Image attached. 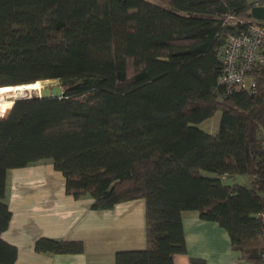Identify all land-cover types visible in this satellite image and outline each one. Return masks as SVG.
<instances>
[{
	"label": "trees",
	"instance_id": "trees-1",
	"mask_svg": "<svg viewBox=\"0 0 264 264\" xmlns=\"http://www.w3.org/2000/svg\"><path fill=\"white\" fill-rule=\"evenodd\" d=\"M251 24L264 27V0H0V87L62 88L19 97L0 118V264L17 255L1 237L7 171L44 159L92 208L145 200L146 246L116 251L114 264H171L186 251V210L223 227L241 260L264 264V63L250 89L219 82L223 45ZM217 110L215 133L199 127ZM34 249L83 244L39 237Z\"/></svg>",
	"mask_w": 264,
	"mask_h": 264
},
{
	"label": "crops",
	"instance_id": "crops-1",
	"mask_svg": "<svg viewBox=\"0 0 264 264\" xmlns=\"http://www.w3.org/2000/svg\"><path fill=\"white\" fill-rule=\"evenodd\" d=\"M5 195L11 217L1 237L17 250L14 264H114L116 251L146 246L143 198L92 208L91 196L66 192L65 178L50 159L9 169ZM182 223L186 251L175 254L171 264H190V257L210 264H249L231 248L227 231L217 222L186 210ZM39 237L79 240L83 251L38 252L34 242Z\"/></svg>",
	"mask_w": 264,
	"mask_h": 264
},
{
	"label": "built area",
	"instance_id": "built-area-1",
	"mask_svg": "<svg viewBox=\"0 0 264 264\" xmlns=\"http://www.w3.org/2000/svg\"><path fill=\"white\" fill-rule=\"evenodd\" d=\"M221 59L220 83L228 89L233 86L252 88L254 79L249 72L256 64L264 63V27L251 24L246 31L231 34L221 49ZM261 218L264 221V213Z\"/></svg>",
	"mask_w": 264,
	"mask_h": 264
},
{
	"label": "rangeland",
	"instance_id": "rangeland-1",
	"mask_svg": "<svg viewBox=\"0 0 264 264\" xmlns=\"http://www.w3.org/2000/svg\"><path fill=\"white\" fill-rule=\"evenodd\" d=\"M53 86H58V82L55 80H40V90H31V91L26 90L23 93V95L24 96L37 95L41 92V90L44 87H53ZM13 94L14 93L0 94V99H2V101H5L7 98H9L8 100H6L5 102L2 103L1 110H0V118L5 117L8 114V112L11 108V104H12L13 99H14ZM11 97L13 99H11ZM220 117H221V110H217L211 117L201 121L198 125H199V127L206 130L207 132L215 133L218 129ZM222 180H223V182H234V181L242 182L243 180H245V178H241L238 175L234 176L233 178L225 176Z\"/></svg>",
	"mask_w": 264,
	"mask_h": 264
},
{
	"label": "bare ground",
	"instance_id": "bare-ground-1",
	"mask_svg": "<svg viewBox=\"0 0 264 264\" xmlns=\"http://www.w3.org/2000/svg\"><path fill=\"white\" fill-rule=\"evenodd\" d=\"M26 90H30V91L31 90H40V81H35L33 83L21 84V85H15V86H2V87H0V94L14 93L13 94L14 98H16V97L24 96L23 93ZM8 99L9 98H7L6 100H8ZM11 99H13V98L11 97ZM0 102H3L2 99H0Z\"/></svg>",
	"mask_w": 264,
	"mask_h": 264
},
{
	"label": "water",
	"instance_id": "water-1",
	"mask_svg": "<svg viewBox=\"0 0 264 264\" xmlns=\"http://www.w3.org/2000/svg\"><path fill=\"white\" fill-rule=\"evenodd\" d=\"M62 95V88L58 86H53V87H44L37 96L39 97H56V96H61ZM24 97V96H22ZM29 97V96H28ZM19 97H16L13 99V102Z\"/></svg>",
	"mask_w": 264,
	"mask_h": 264
}]
</instances>
